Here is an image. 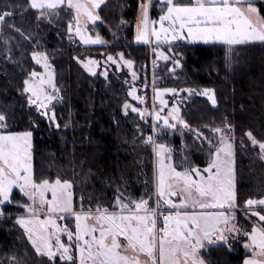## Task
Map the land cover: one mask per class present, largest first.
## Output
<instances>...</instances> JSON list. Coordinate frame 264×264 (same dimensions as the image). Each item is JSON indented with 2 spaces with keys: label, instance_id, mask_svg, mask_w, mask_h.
<instances>
[{
  "label": "snow or ice",
  "instance_id": "obj_1",
  "mask_svg": "<svg viewBox=\"0 0 264 264\" xmlns=\"http://www.w3.org/2000/svg\"><path fill=\"white\" fill-rule=\"evenodd\" d=\"M156 3L160 4L161 14L153 20L150 12L154 9V0H139L136 23V40L149 43L154 37V52L161 44L171 46V42L180 39L220 42L227 46L225 61L231 64L233 46L264 45V15L258 7V4L264 6V0H156ZM104 4L105 0H30L29 6L37 10L39 17L51 18L59 15L60 10L68 11L70 40L79 37L84 45H105L107 41L98 33L91 35L86 27L88 22L95 25L102 19L97 10H102ZM11 7L5 4L0 8V36L4 35L7 21L12 19ZM8 27L21 31L15 24ZM159 56L168 59V53L163 50L159 51ZM31 58L44 68V72L31 69L22 82L21 92L41 115L49 122L54 121V102L61 99L55 69L46 52L33 51ZM77 59L89 72L96 74L98 60ZM107 62L117 66L123 62L129 69L133 68V61L125 59L123 52L107 54ZM153 63L155 65V61ZM102 74L107 76V68ZM131 76L133 80L138 78L135 71ZM178 91L183 90L157 87L153 79L154 110L124 103L125 113L131 110L141 120L151 118V132L144 136V143L151 146L156 164L153 186L146 195L133 199L118 194L112 207L100 203L85 207L81 196L77 208L71 179L60 176L51 180L37 179L32 164V132L9 130L8 116L0 111V216L7 214L8 205L23 207L17 223L27 234L35 253L47 257V264H182V260L183 264H204L200 255L202 249L220 243L230 247L232 234H241L236 213L242 207L249 219L258 218L251 231L243 232L244 247L251 252L243 264H264V198L238 202L234 125L227 120L223 126L206 125L209 135L199 128L194 130L195 140L206 144L208 149L209 159L203 169L192 166L186 157L184 166L176 167L170 162L172 149L154 139V136L170 132L182 133L183 129L193 131L180 115L177 104L161 115L163 106L168 103L164 94L175 95ZM187 91L194 92L191 88ZM129 95L142 104L146 101V97L137 94L135 85ZM200 95L206 96L213 106L217 105L214 89H203ZM157 99L160 107L155 105ZM245 135L264 159V139L257 138L251 130ZM14 190L27 202L15 200ZM68 218H73L74 229L68 223H61ZM158 221L162 226L158 227ZM9 260L10 264H23L16 255Z\"/></svg>",
  "mask_w": 264,
  "mask_h": 264
},
{
  "label": "trees",
  "instance_id": "obj_2",
  "mask_svg": "<svg viewBox=\"0 0 264 264\" xmlns=\"http://www.w3.org/2000/svg\"><path fill=\"white\" fill-rule=\"evenodd\" d=\"M5 4L12 6L9 10L13 16L0 36V111L8 116L9 130L32 132L34 176L71 179L77 208L81 196L85 207L97 203L112 207L118 192H127L132 198L146 195L153 180V151L144 143V136L151 132V122L133 113L124 116V103H132L125 86L110 77L87 74L77 59H99L109 53L123 52L125 59L133 61L135 71L140 74L144 71L145 78H149L153 53L148 45L135 40L139 0H111L103 5L98 10L102 19L90 29L107 43L89 47H76L69 42L65 10L47 18L39 17L37 10L29 6V0H0V8ZM258 7L264 15V6L258 4ZM152 18H157L155 11ZM9 24H15L21 31L8 27ZM233 47V62L228 64L227 46L221 43L173 45L180 68L173 74L168 70L157 71L156 86L215 90L216 106L206 98L193 96L183 108L181 116L193 131L199 128L209 135L206 125L223 126L227 120L234 125L238 140L248 142L245 135L248 130L264 139V45ZM33 51L46 52L55 69L61 97L54 102L59 127L31 106L27 95L21 92L27 73L33 68L40 71L31 58ZM170 134L167 140L174 146H181L182 138L191 145L187 155L192 166L207 165L206 144L197 143L188 133L183 137L173 132L167 135ZM157 140L161 142L159 137ZM239 151L235 154L238 202L264 198V162L260 157L249 158ZM253 151L259 154L258 149ZM13 197L27 202L17 190ZM5 212L6 215L0 216V264H10L12 255L23 264H47V257L35 253L24 230L18 226L17 216L23 214V207L11 204ZM236 216H241L237 223L244 232L251 231L257 221L249 219L242 207ZM245 240L230 247L223 243L208 246L200 255L205 264H243L251 255L243 246Z\"/></svg>",
  "mask_w": 264,
  "mask_h": 264
},
{
  "label": "rangeland",
  "instance_id": "obj_3",
  "mask_svg": "<svg viewBox=\"0 0 264 264\" xmlns=\"http://www.w3.org/2000/svg\"><path fill=\"white\" fill-rule=\"evenodd\" d=\"M109 1H111V0H105V4L107 2H109ZM102 6L103 5H101V7ZM153 11L156 12V17L158 18V16L161 14V12H160V4L159 3H156V1L154 2V9L150 12V19H153L152 18V12ZM65 13L67 14L68 11L65 10ZM67 16H68V14H67ZM138 17H139V11H138ZM138 17H137L136 23L138 22V19H139ZM136 23H135V40H136V32H137L136 31ZM86 27L89 29V33L91 35H93L92 32H91V29H90V27H94L93 24L91 22H88L87 25H86ZM73 35H74V33H73ZM67 38H68L69 42L71 44H73L74 46H76V47L77 46L78 47L79 46H84V47H89V46H102V45H84L79 40V37H75V39L70 40L69 39L68 32H67ZM137 42L144 43V41H137ZM177 43H183V42H181V41L180 42L173 41V42H171V46H169L168 44H161L160 49H158L155 52L153 51V49L156 47V43L155 44H152V40H151V42H149V43L146 44L148 46L150 45L149 46V49L151 48L150 51H151V53H153V58H152L151 63H150L149 78H145L146 77V74H145L144 71H142L141 74L139 72L135 71V69H134V63H133V68L132 69H129L126 64H123V62H121V64L119 66L112 64V62L105 63L106 56L107 55L101 56V58H99V59L93 58V59H96V60L99 61V66L95 69V71H96V74L95 75H93L91 72H89L83 66V64H81L79 62V60H78V63L83 68V70L87 74H89L91 76L98 75V76L103 77V78H109L110 77L113 80H116L118 83L124 85L125 88L127 89L128 96H129V98L131 99V102H132L130 104H133V105H135L136 107H139V108H147L149 110H154L153 109V102H154L153 101V96H154V93H153V79H155V84H156V81L158 79L155 76V73L157 71H159V70H161V72H165L166 70H168L170 74H173V73H175L180 68V60H179V58L176 57L177 55H176L175 51L172 49V46L175 45V44H177ZM160 50H163L164 52L168 53V59L167 60H164V59L160 58V56H159V51ZM87 58H89V57H87ZM87 58H82V59H85L86 60ZM177 60L179 61L178 64L176 63ZM154 61H155V65L153 63ZM35 64H36V62H35ZM37 66L40 69L39 72H44V68L41 65H37ZM105 68H107V70H108V74H107L106 77L102 74ZM132 71H135L138 74V78L136 80H133L132 79V76H131ZM145 84L147 85V87H143V85H145ZM133 85L136 86L137 94L138 95H141V96L146 97V101H145L144 104H142L138 100H135L131 95H129V91H130V89H131V87ZM182 90L183 91H178L175 95L172 94V93H165L164 94V99L168 103H167L166 106H163V110L161 111V115L162 116L165 115L167 112L170 111V109H171V107H172L173 104H177L179 106V108H180V115H182L183 108L187 104H189L190 99L193 96H200V97L206 98L208 100V98L206 96L200 95V92L203 89H193L194 92L192 94H189L188 93V91H187L188 89L183 88ZM59 96H60V93H59ZM209 102L211 103V101H209ZM155 105L157 107H160V103H159V100L158 99L155 100ZM31 106H33V105H31ZM33 107H35V106H33ZM132 113L138 115L137 113L132 112L131 110H129L127 113H125V111L123 109L124 116H128V115H130ZM44 117L48 120V118L46 116H44ZM143 121H150L152 123L151 118H149L148 120H143ZM51 122H53L55 124V126L57 125L56 124V119L54 121H51ZM178 127H182V126H179L178 125ZM173 133H175L179 137H183V135L185 133L191 134L193 136L192 138L194 139V141H196L195 140V136H194V131H189L188 129H183V132L182 133L180 131H176V132H173ZM171 135L172 134H170V135H167L166 134V135L159 136V138L161 140V143L167 144L172 149V152H171V161L170 162L173 163L176 167L179 168V167L184 166V163L183 162H184V158L185 157L187 158L188 162L190 163V157L187 154L189 152L188 150L191 149V145L188 146L186 144V142L183 141L184 139L182 138L181 139V143H182L181 146H179V147L178 146H174L173 144L169 143V141L167 140V138H168L167 136H170L171 137ZM154 139H157V136H154ZM234 141H235V154H236V150L237 151L240 150L239 152H243L249 158H255V157H258L259 158L260 157L259 154L254 153V151H253L254 148L251 146V143H250L249 140H248V142H244V140H238L234 136ZM197 143H199V142H197ZM201 145H204V144H201ZM32 149H33V146H32ZM234 162H235V157H234ZM178 163H179V165L177 166L176 164H178ZM155 164H156V155L153 152V176H154V171H155ZM201 168L203 169V167H201ZM234 176H235V167H234ZM144 178H145V175L143 176V179ZM152 186H153V180L150 181V184L148 185V189L151 190L152 189ZM121 193L123 194L124 197H130V198H132L130 196V194H127V192H124V191L118 192L117 195L118 194H121ZM133 199H136V198H133ZM241 216H238L237 217V221H238V218H240ZM252 218L258 220V218L255 217V216H252ZM61 223H68L69 227L74 228L73 218H68V219H66L64 221H61ZM18 226L20 228H22L19 224H18ZM243 232L244 231L242 230V232H241L242 235H243ZM26 236H27V234H26ZM64 239L66 241V237H64ZM243 239H244V236H241L235 242H229V243H230V245L231 244H235V243L237 244V243L241 242ZM142 259H143V257H142ZM181 260H182V257H181ZM182 264H183V260H182Z\"/></svg>",
  "mask_w": 264,
  "mask_h": 264
},
{
  "label": "crops",
  "instance_id": "obj_4",
  "mask_svg": "<svg viewBox=\"0 0 264 264\" xmlns=\"http://www.w3.org/2000/svg\"><path fill=\"white\" fill-rule=\"evenodd\" d=\"M185 1H188V0H185ZM139 18V17H138ZM139 20V19H138ZM137 31V30H136ZM186 31V30H185ZM152 40V44H155L156 41L154 39V37L151 38ZM178 42H183V43H186V44H199V43H205L204 41H192L191 38H188V39H180V40H177ZM208 43H220V42H207L205 44H208ZM143 44H147V43H143ZM251 44V43H250ZM263 162H264V159H261ZM234 167H235V162H234ZM242 232V231H241ZM241 236H244L242 235V233L240 235H236V234H232V236L230 237V240L229 242H235L238 238H240ZM244 238H246L244 236ZM31 243V242H30ZM243 246H244V243H243ZM248 251H250L249 249H247Z\"/></svg>",
  "mask_w": 264,
  "mask_h": 264
},
{
  "label": "built area",
  "instance_id": "obj_5",
  "mask_svg": "<svg viewBox=\"0 0 264 264\" xmlns=\"http://www.w3.org/2000/svg\"><path fill=\"white\" fill-rule=\"evenodd\" d=\"M155 1H156V0H154V2H155ZM159 226H162V225H161L160 222L158 221V227H159Z\"/></svg>",
  "mask_w": 264,
  "mask_h": 264
}]
</instances>
